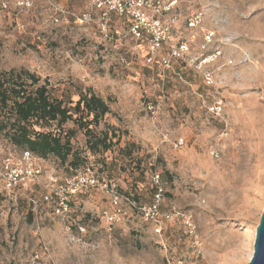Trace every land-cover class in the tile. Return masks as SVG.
<instances>
[{
	"label": "rangeland",
	"instance_id": "374dc122",
	"mask_svg": "<svg viewBox=\"0 0 264 264\" xmlns=\"http://www.w3.org/2000/svg\"><path fill=\"white\" fill-rule=\"evenodd\" d=\"M89 8L90 0H0V71L30 70L74 100L78 88L91 89L111 107L100 128L121 134L110 151L92 155L84 130L65 124L76 129L78 172L98 181L75 195L69 213L44 199L48 185L75 174L54 156L37 157L42 175L12 196L0 180V264H248L264 209V0H178L173 43L190 50L166 71L124 22L113 37L80 23ZM196 12L203 18L192 26ZM217 89L222 116L205 106ZM179 137L188 143L177 150ZM23 150L0 133V168ZM155 172L165 183L163 210L176 212L162 225L130 203H151ZM118 207L126 213L110 221Z\"/></svg>",
	"mask_w": 264,
	"mask_h": 264
},
{
	"label": "built area",
	"instance_id": "2783aa9c",
	"mask_svg": "<svg viewBox=\"0 0 264 264\" xmlns=\"http://www.w3.org/2000/svg\"><path fill=\"white\" fill-rule=\"evenodd\" d=\"M178 0H90V8L82 12L77 17L80 23L96 22L100 32L105 37H113L120 34L117 27V19H122L129 31L137 39H145L149 42L147 59L149 62L156 60L162 65L163 71L171 68L172 60L183 58L189 52L190 46L187 42L181 41L173 43L172 30L177 20V14L171 15ZM203 13L196 12L189 18V24L195 26L202 21ZM214 32L207 35L206 41L211 42ZM168 45V53L162 54L161 48ZM221 54L220 51L208 55L203 63L214 60ZM208 86H214L215 81L211 72L205 74ZM221 91L217 89L215 98L205 104L207 110L215 116H222L225 112V101L220 96ZM184 137H179L173 142V147L177 150L187 145ZM38 158L29 150L21 153L16 162L7 157L0 168V180L5 182L8 194L12 196L15 188L24 184L28 180H38L43 173L42 167L37 164ZM56 182V180H55ZM154 186L153 199L150 204L138 207L136 201H130L133 207H138L141 218L148 222L163 224L174 218L176 212L165 211L162 208L164 200L165 183L160 173L155 172L152 176ZM96 186L95 178L89 173H76L66 177L64 181L57 184L48 185V192L44 194V199L55 203V209L59 213H69L71 211L70 200L85 188ZM111 196L115 198L117 204L119 196L117 191L107 184L103 186ZM121 207L114 213L108 214L110 221H115L119 214H125ZM184 218V223L191 226L190 219L180 214Z\"/></svg>",
	"mask_w": 264,
	"mask_h": 264
},
{
	"label": "trees",
	"instance_id": "16d2710c",
	"mask_svg": "<svg viewBox=\"0 0 264 264\" xmlns=\"http://www.w3.org/2000/svg\"><path fill=\"white\" fill-rule=\"evenodd\" d=\"M117 21L122 22V19ZM77 95V100L71 95H56L48 81L30 70H2L0 133L13 145L31 151L36 157L54 156L68 163L75 174L79 173L83 160L80 149L73 144L76 129L65 130L66 123L71 121L77 129L84 130L85 146L92 155L110 151L120 142L121 134L114 126L100 128L106 115L111 113L106 100L91 89L78 88ZM74 197L70 200L71 206ZM137 205L142 207L138 202ZM138 207L134 209L140 215Z\"/></svg>",
	"mask_w": 264,
	"mask_h": 264
},
{
	"label": "water",
	"instance_id": "95a60500",
	"mask_svg": "<svg viewBox=\"0 0 264 264\" xmlns=\"http://www.w3.org/2000/svg\"><path fill=\"white\" fill-rule=\"evenodd\" d=\"M248 264H264V209L256 227L254 251Z\"/></svg>",
	"mask_w": 264,
	"mask_h": 264
}]
</instances>
